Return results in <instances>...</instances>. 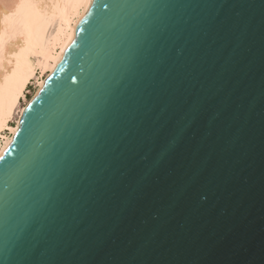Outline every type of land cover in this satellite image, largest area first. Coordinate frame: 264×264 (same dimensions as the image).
I'll return each mask as SVG.
<instances>
[{"label": "water", "instance_id": "obj_1", "mask_svg": "<svg viewBox=\"0 0 264 264\" xmlns=\"http://www.w3.org/2000/svg\"><path fill=\"white\" fill-rule=\"evenodd\" d=\"M0 157V264H264V0H94Z\"/></svg>", "mask_w": 264, "mask_h": 264}, {"label": "bare ground", "instance_id": "obj_2", "mask_svg": "<svg viewBox=\"0 0 264 264\" xmlns=\"http://www.w3.org/2000/svg\"><path fill=\"white\" fill-rule=\"evenodd\" d=\"M94 0H0V156ZM32 81L35 92L24 106Z\"/></svg>", "mask_w": 264, "mask_h": 264}, {"label": "snow or ice", "instance_id": "obj_3", "mask_svg": "<svg viewBox=\"0 0 264 264\" xmlns=\"http://www.w3.org/2000/svg\"><path fill=\"white\" fill-rule=\"evenodd\" d=\"M113 7L117 8V9H120V8H122L123 6H121V5H115V6H113ZM101 8H102V9H107V8H109V5H106V4H105V5H102ZM169 147H170V141H169V140H165V141H164L163 143H161V145H160L161 152H162V153H166L167 150L169 149ZM2 159H3V157H0V160H2ZM15 167H16V164H15V163H12V164L10 165V168H15ZM20 231L23 232L24 229L21 228Z\"/></svg>", "mask_w": 264, "mask_h": 264}, {"label": "rangeland", "instance_id": "obj_4", "mask_svg": "<svg viewBox=\"0 0 264 264\" xmlns=\"http://www.w3.org/2000/svg\"><path fill=\"white\" fill-rule=\"evenodd\" d=\"M27 94H26V97H25V100H22L20 102V106H24L26 104V102L28 100H30L35 92V84H34V81H32L31 85L29 86V88L27 89Z\"/></svg>", "mask_w": 264, "mask_h": 264}]
</instances>
